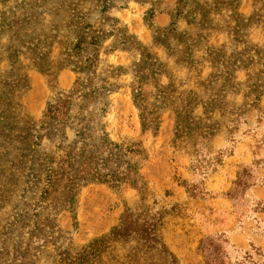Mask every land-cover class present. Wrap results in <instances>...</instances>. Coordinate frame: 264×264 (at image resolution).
Here are the masks:
<instances>
[{"label":"rangeland","instance_id":"1","mask_svg":"<svg viewBox=\"0 0 264 264\" xmlns=\"http://www.w3.org/2000/svg\"><path fill=\"white\" fill-rule=\"evenodd\" d=\"M0 264H264V0H0Z\"/></svg>","mask_w":264,"mask_h":264},{"label":"trees","instance_id":"2","mask_svg":"<svg viewBox=\"0 0 264 264\" xmlns=\"http://www.w3.org/2000/svg\"><path fill=\"white\" fill-rule=\"evenodd\" d=\"M95 169H96V171L99 170L97 167H96ZM86 174H87V173H86ZM86 176H87V175H85V177H84V178H85V181H84V182H88V181L90 180V178L87 179ZM77 178L80 180V179L82 178V175H79V174L76 173V174H74V175H72V176H69V177H68V181H69V183L71 184V183H72L75 179H77Z\"/></svg>","mask_w":264,"mask_h":264}]
</instances>
